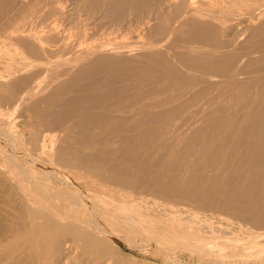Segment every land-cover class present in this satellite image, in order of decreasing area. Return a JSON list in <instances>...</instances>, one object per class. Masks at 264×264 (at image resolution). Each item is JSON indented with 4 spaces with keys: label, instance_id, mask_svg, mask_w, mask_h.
I'll return each instance as SVG.
<instances>
[{
    "label": "bare ground",
    "instance_id": "6f19581e",
    "mask_svg": "<svg viewBox=\"0 0 264 264\" xmlns=\"http://www.w3.org/2000/svg\"><path fill=\"white\" fill-rule=\"evenodd\" d=\"M0 36L27 59L63 53L49 84L0 76L41 127L2 153L26 184L0 196V264H112V239L264 264V242L196 212L264 240V0H0Z\"/></svg>",
    "mask_w": 264,
    "mask_h": 264
},
{
    "label": "rangeland",
    "instance_id": "374dc122",
    "mask_svg": "<svg viewBox=\"0 0 264 264\" xmlns=\"http://www.w3.org/2000/svg\"><path fill=\"white\" fill-rule=\"evenodd\" d=\"M36 5L37 4L32 5L33 9L37 7ZM124 40L126 42L132 41V39H129V38H125ZM2 41H3V37L0 36V44L2 43ZM52 50L53 52H57V53L51 52L54 55L52 54L51 57L49 56L44 60H40V62L35 59L25 58L23 51L21 49L17 50L16 47L14 48L8 47L7 49L0 50V76L10 77L13 73L17 75H21L23 71L26 70V67L28 66V68H30V70L28 71V74H33L34 77H36V79L32 81L33 85L31 86L29 85V83H25L21 85L19 89L20 91L26 88H30V87L32 88L33 86L39 83H42L45 85L46 83L49 84L51 82V76L53 74L51 70L52 67L54 66V64L56 65L57 63H60V60L63 59V58L62 59L59 58L63 56L62 55L63 53H58L59 51L55 48H52ZM146 50L147 49H142L141 51H139V53L145 52ZM49 65L51 66L53 65V66L50 67ZM25 73L26 71H24L23 75H25ZM43 77L46 78L47 80L46 79L44 80ZM56 83L57 82H53L52 84H56ZM1 94L2 95L0 96V161L2 164L1 168H3L4 170L7 169L8 171L6 170L5 178H2L3 181L0 186V196L5 194L4 192L10 186V184L12 185L16 183L19 185L26 184L23 181V177L20 175L21 170L18 167H16L14 164H13L14 165L13 167V165H11V162L4 161L2 153L4 152L12 153L13 149H16V151L19 153H22L21 155L23 156L27 152L26 151L27 149L34 147L30 141L33 138V135L40 132V131L37 132V128L38 130H40L41 128V127H37V124L39 123V119L37 118L34 112L30 111L31 103L22 105L24 108L18 107L16 111H13L12 109L14 107V104H16L17 102V98L12 99L11 97L6 96L7 94H5L4 92H2ZM18 110L20 113H18ZM57 135L60 137L59 139H61V136L63 135V133L59 131L57 132ZM6 140L9 145L7 144ZM7 145L11 149H8ZM10 150H12V152ZM47 150L48 151L53 150L52 144L48 145ZM1 158L3 160H1ZM20 160L23 163L26 162V159H24V157H20ZM1 177L3 176L0 175V178ZM10 177H13V178H10ZM196 212H198L201 215V217L207 216L211 220V222H213V225L215 224L214 226L218 227L221 230L226 229L230 231L232 229V230L238 231V233L240 232L243 233L242 235H232V237L234 238H240L241 242L243 243H247V244L255 243L254 241L264 242V240H259L254 237V235L257 234L256 231H252V230H245L244 232L241 231L238 225L239 223H241V221H239L233 216L226 215L223 213H213L210 211L196 210ZM229 226L231 227L229 228ZM232 237L217 238V239H214L211 237H201V238L184 237V240L191 241V242L197 241V240L208 241V242H211L212 244L216 242L217 244L225 245L228 241L232 240ZM112 240H113V243H112L113 248L109 256V259L111 260L112 264H129L126 261L128 257L135 259L132 262L133 264H143L144 260H148V261H151L157 264H209L208 259L203 258L200 253L194 254L190 250L185 249L183 246L167 247L165 245L158 244L157 242L153 240H148V241L137 240L135 242H124V241H120L117 239L116 240L112 239ZM253 246H256L257 249L258 248L261 249V248H264V243L263 244L255 243V245ZM252 248L253 250H257L255 247H252ZM227 250L228 248L227 249L225 248V251ZM230 258L231 260H228ZM230 258H228L227 260L225 259L224 263L227 264L235 260V259H232V257ZM239 260H242V259H239ZM254 260L256 259H251V260L243 259L245 263L247 261V264H250V263L254 264V262L255 264L261 263L260 261H258V259L257 261H254ZM240 264H244V263H240Z\"/></svg>",
    "mask_w": 264,
    "mask_h": 264
}]
</instances>
